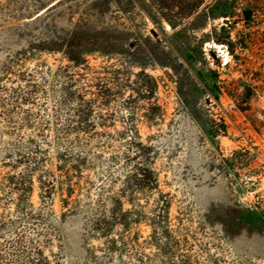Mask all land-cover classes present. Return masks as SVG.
<instances>
[{
    "label": "rangeland",
    "instance_id": "1",
    "mask_svg": "<svg viewBox=\"0 0 264 264\" xmlns=\"http://www.w3.org/2000/svg\"><path fill=\"white\" fill-rule=\"evenodd\" d=\"M92 1L0 0V264H264V0L174 29L148 12L178 0ZM141 164L157 184L136 191Z\"/></svg>",
    "mask_w": 264,
    "mask_h": 264
},
{
    "label": "trees",
    "instance_id": "2",
    "mask_svg": "<svg viewBox=\"0 0 264 264\" xmlns=\"http://www.w3.org/2000/svg\"><path fill=\"white\" fill-rule=\"evenodd\" d=\"M142 1L143 0H138V2L140 3V6L143 8L145 3ZM149 1H150L149 6L150 8H153V10H155V7L160 6L157 3H155L156 0H149ZM159 1L161 4H165V5L167 4L166 0H159ZM226 1L230 2L234 0H226ZM205 2L206 0H178L177 2H175L177 4L173 7L179 10L178 15H181V16H178V18H176V20L174 21L169 19L167 16H162V18H158L156 14H152L151 12H148L149 13L148 17L150 18V20L155 26H161V23L165 21L171 26L172 29H174L178 27L185 19H188L189 17H191L196 12V10L201 5H203ZM132 3H133L132 0H95V1H92L89 7L92 10H94L95 13L99 12L98 13L100 15L99 17L97 15H94L93 17L100 18V17H104L111 8H116V9H120L123 12H127V8H129V6ZM226 5L227 4H224L222 6L219 4V0H213V4H208V3L205 4L202 8L201 14H198V15H200L201 18L205 20V22L214 21L216 19H224V23L226 24L228 22L227 19L230 17L229 16L230 14L228 13V9L226 8L227 7ZM184 11H187V13H185ZM243 14H244V17L246 18V21L250 22L252 18V13L246 10L244 11ZM39 20H41L40 16L36 17L29 23H34ZM187 25H185L184 27H186ZM221 30H223V27H221ZM79 33H83V34L85 33L84 35H86V34H90L91 32L83 31L82 28L79 26V24H76L74 28L67 34L66 36L67 38H65L66 45L70 48V50L72 46L75 47L74 49L72 48V50L76 49V52H77V54H75L76 57L77 56L82 57V55L80 54H82L83 43H86L87 41L89 42L87 35L84 38H82L84 39L83 40L84 42H83L81 38H79V35H78ZM219 43L221 44V42ZM69 61H73V60H69ZM244 89H245L244 98L248 99L250 95H252L253 90L250 85H246ZM136 147H137V150H141V151L143 150L140 144H137ZM126 178H127L126 183L130 187V189H135L136 191H142L143 188L155 187L157 184L156 175L151 170L149 164H141L139 166H135L132 169V172L130 173V175H128ZM24 181L25 180H21L19 184L21 189L20 190L16 189V192H15L16 195L18 196V202L20 203L17 209H20L21 205L26 206V202L28 205L27 207L31 208V204L28 203V199L30 197V187L28 188V186L25 185L26 182ZM22 186L27 187V188H22ZM128 203H131V202H129L128 200ZM112 204H115V205L117 204L121 206L120 200H115ZM122 213H123V216L126 214H129L128 211H124ZM236 222H237V219H236ZM114 225L116 224L110 221L109 223H104L101 226L97 225L96 229H99L100 231L99 235L106 237V235L110 233ZM46 263H47V260L43 256V251L40 248L35 249L33 258L31 259L29 264H46Z\"/></svg>",
    "mask_w": 264,
    "mask_h": 264
},
{
    "label": "water",
    "instance_id": "3",
    "mask_svg": "<svg viewBox=\"0 0 264 264\" xmlns=\"http://www.w3.org/2000/svg\"><path fill=\"white\" fill-rule=\"evenodd\" d=\"M151 34H152L153 36H156V33H155L154 31H151ZM130 47H132V44H130Z\"/></svg>",
    "mask_w": 264,
    "mask_h": 264
},
{
    "label": "built area",
    "instance_id": "4",
    "mask_svg": "<svg viewBox=\"0 0 264 264\" xmlns=\"http://www.w3.org/2000/svg\"><path fill=\"white\" fill-rule=\"evenodd\" d=\"M248 11H250V12L252 13V16H253V13H254V12H253L252 10H248Z\"/></svg>",
    "mask_w": 264,
    "mask_h": 264
},
{
    "label": "flooded vegetation",
    "instance_id": "5",
    "mask_svg": "<svg viewBox=\"0 0 264 264\" xmlns=\"http://www.w3.org/2000/svg\"><path fill=\"white\" fill-rule=\"evenodd\" d=\"M246 11V10H245Z\"/></svg>",
    "mask_w": 264,
    "mask_h": 264
}]
</instances>
